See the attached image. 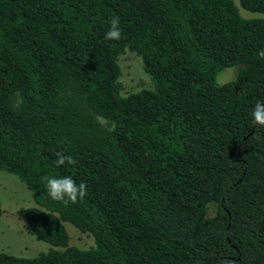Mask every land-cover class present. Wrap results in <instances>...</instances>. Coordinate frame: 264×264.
I'll list each match as a JSON object with an SVG mask.
<instances>
[{
    "label": "trees",
    "instance_id": "16d2710c",
    "mask_svg": "<svg viewBox=\"0 0 264 264\" xmlns=\"http://www.w3.org/2000/svg\"><path fill=\"white\" fill-rule=\"evenodd\" d=\"M238 2L264 15V0ZM126 50L152 90L122 93ZM262 50L264 18L232 0H0V171L32 192L16 216L53 247L0 264H264ZM44 176L88 195L65 206ZM64 222L91 245L70 246Z\"/></svg>",
    "mask_w": 264,
    "mask_h": 264
},
{
    "label": "rangeland",
    "instance_id": "374dc122",
    "mask_svg": "<svg viewBox=\"0 0 264 264\" xmlns=\"http://www.w3.org/2000/svg\"><path fill=\"white\" fill-rule=\"evenodd\" d=\"M232 1L243 19L264 18L262 14L250 13L241 8L238 0ZM118 64L121 69L119 82L122 85L123 94L154 88L153 80L144 72L141 58L136 54L126 50L119 57ZM240 68L235 66L220 71L215 79L216 85H223L235 80ZM0 203L2 210L0 253L21 258H34L53 248L45 242L37 241L28 226L17 218L16 212L19 209L37 207V205L32 192L16 176L3 171H0ZM63 225L68 233L70 246L83 249V247L91 245V239L82 235L70 223L64 222Z\"/></svg>",
    "mask_w": 264,
    "mask_h": 264
},
{
    "label": "clouds",
    "instance_id": "9594fccd",
    "mask_svg": "<svg viewBox=\"0 0 264 264\" xmlns=\"http://www.w3.org/2000/svg\"><path fill=\"white\" fill-rule=\"evenodd\" d=\"M122 37L120 26V18L118 16L110 19L109 27L105 32V39L108 41H118ZM260 57L264 59V50L259 53ZM252 123L254 127L264 128V102H257L251 112ZM56 166L74 165L76 161L70 155H65L63 152H56ZM47 196L58 202H62L65 206L69 204H76L84 202L88 195L87 184L84 182H77L71 177H52L44 176Z\"/></svg>",
    "mask_w": 264,
    "mask_h": 264
}]
</instances>
